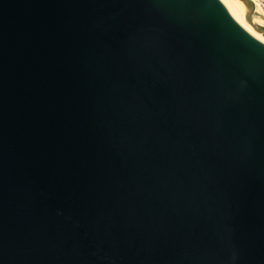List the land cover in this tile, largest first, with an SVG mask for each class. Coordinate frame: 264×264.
Listing matches in <instances>:
<instances>
[{"label":"water","instance_id":"obj_1","mask_svg":"<svg viewBox=\"0 0 264 264\" xmlns=\"http://www.w3.org/2000/svg\"><path fill=\"white\" fill-rule=\"evenodd\" d=\"M0 264H264V43L220 0H0Z\"/></svg>","mask_w":264,"mask_h":264},{"label":"bare ground","instance_id":"obj_2","mask_svg":"<svg viewBox=\"0 0 264 264\" xmlns=\"http://www.w3.org/2000/svg\"><path fill=\"white\" fill-rule=\"evenodd\" d=\"M221 3L225 6L231 16L241 25L248 33H250L253 37L264 43V38L256 33L244 20V15L234 9L227 1L220 0Z\"/></svg>","mask_w":264,"mask_h":264},{"label":"rangeland","instance_id":"obj_3","mask_svg":"<svg viewBox=\"0 0 264 264\" xmlns=\"http://www.w3.org/2000/svg\"><path fill=\"white\" fill-rule=\"evenodd\" d=\"M253 1L257 4L258 8L261 10L259 13L262 14V16H264V0H253Z\"/></svg>","mask_w":264,"mask_h":264}]
</instances>
